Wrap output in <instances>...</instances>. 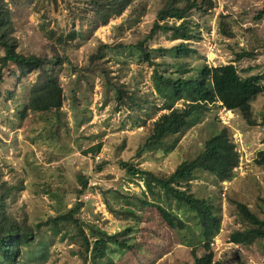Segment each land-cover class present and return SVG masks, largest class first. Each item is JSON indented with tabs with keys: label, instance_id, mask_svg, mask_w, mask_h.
Listing matches in <instances>:
<instances>
[{
	"label": "rangeland",
	"instance_id": "obj_1",
	"mask_svg": "<svg viewBox=\"0 0 264 264\" xmlns=\"http://www.w3.org/2000/svg\"><path fill=\"white\" fill-rule=\"evenodd\" d=\"M210 3L191 11L185 19L194 39L172 41L169 34L160 33L146 44L151 49H169L182 42L192 51L182 56L152 53L158 73L176 77L188 71L184 77L196 78L205 66L233 64L244 76L263 74L264 17L255 18L264 10V0ZM160 6V0H138L108 25L94 27L92 0H35L32 5H11L20 53L49 57L57 53L70 61L60 69L65 94L60 123L54 113H24L36 74L19 82L6 72L1 86L0 185L6 183L13 189V213L33 228L40 226L37 246L25 251L19 264H103L102 257L86 255L83 233L91 237L93 229H100L115 234L129 227L135 229L130 243L136 242L137 247L123 255L114 247L108 249L106 264L192 262L195 246L182 241L156 208L134 207L117 198L119 193L132 203L135 195L151 200L143 196L144 182L129 176L121 162L171 174L181 162L196 157L211 133L221 128L228 129L239 164L232 178L224 182L210 173H198L190 191L207 199L220 218V231L210 244L215 262L264 264V240L248 245L230 240L234 232L250 227L239 212V204L264 219V167L255 164L257 153L264 150V93L252 103L255 126L247 125L240 114L227 112L219 103L210 104L202 121L180 135L173 152L138 155L153 121L166 112L162 110L166 100L155 89V68L143 62L132 45L149 34ZM62 36L64 43L59 42ZM102 45L107 47L92 65L91 57ZM242 54L251 56L238 60ZM116 85L138 105L130 108L124 102L119 104ZM98 145L97 153L90 151ZM85 180L88 187L83 191ZM80 192L83 207L77 218L81 229L73 223L54 224L57 209L65 213L72 208ZM107 201L116 211L134 208L140 220L111 213ZM172 211L186 217L199 235V227L184 209L173 205ZM187 235L194 240L193 233ZM204 251L200 246L195 253L201 257ZM0 263L6 264L3 260Z\"/></svg>",
	"mask_w": 264,
	"mask_h": 264
},
{
	"label": "trees",
	"instance_id": "obj_2",
	"mask_svg": "<svg viewBox=\"0 0 264 264\" xmlns=\"http://www.w3.org/2000/svg\"><path fill=\"white\" fill-rule=\"evenodd\" d=\"M136 1L138 0H92L95 14L94 27L108 25L112 19L121 16ZM160 1L161 6L149 34L143 41L132 46L141 53L143 62L149 63L155 68L154 85L156 91L166 100L162 109L166 112L161 113L153 121L151 130L138 150V155L173 152L179 143L180 135L202 121L203 114L210 104L219 103L226 110L240 114L247 125L255 126L256 120L253 117L252 103L264 93V73L244 76L233 64L217 67L205 66L201 76L196 78L184 77L188 71H181L180 75L176 77L158 73L152 53L172 52L179 56L189 55L192 51L187 48V44L182 42L190 41L195 37L185 19L191 11L200 10L206 3L211 5V0ZM18 3L32 5L35 0H0V48L3 50V56L0 57V96L6 72L12 73L19 82L36 74V80L30 88L24 106V113H54L60 123V112L65 99L60 69L70 61L67 56H60L57 53L49 57L48 55H24L18 51L19 43L14 35L15 20L11 8V5L16 6ZM263 17L264 10L259 12L255 19L260 20ZM171 20L181 21V23L177 25L171 23ZM160 33L169 34L172 41L181 40L182 42L169 49H151L146 46ZM223 33L227 35L226 32ZM59 42L64 43L63 36L59 38ZM106 47L107 45H102L96 55L91 57L92 65L100 60L103 55L102 50ZM250 56L251 54H242L238 56V60ZM115 87L116 99L119 104L124 102L130 108L138 105L135 98L120 85ZM179 101H182L181 105H176ZM99 149L98 145L90 151L97 153ZM238 164L239 155L232 143L228 129H215L205 142L202 151L196 157L181 162L171 174L161 175L151 170L142 169L133 163L121 162V167L127 170L129 176L139 178L144 182L146 193L143 192V196H150L151 200L135 195L136 202L132 203L119 193L117 198L126 199V203L132 204L134 207L156 208L165 224L179 234L182 241L184 239V242L188 241L191 246L194 245L193 249L195 250L200 246L205 249V253L201 257L197 256L193 250L194 259L186 264H223L214 261V253L210 248L212 239L220 231V218L215 207L207 199L198 198L190 191V183L201 172L210 173L222 182L228 181L232 178L233 170ZM255 164L264 167V150L257 153ZM87 187L88 181L85 180L83 191L87 190ZM82 192L77 195L78 202H75L72 208L67 209L65 213H61L60 209H57L58 215L53 220L54 224L73 223L81 229L77 215L83 207ZM12 194L13 189L6 183L0 185V260L6 264H19L24 252L31 251L37 246L36 238L40 226L33 228L13 213L10 209ZM106 203L111 213L125 214L140 220L134 208H129V206L116 211L108 201ZM173 205H176L177 209H184L186 216L189 215L195 221L199 227V235L193 232L186 217L172 211ZM238 207L242 218L250 227L234 232L230 236L231 242L248 245L264 240V219L245 205L239 204ZM134 233L135 229L131 227L115 234H108L100 229H93L91 237L83 233L86 255L90 253L93 258L102 257L101 263L106 264L104 260L107 250H111L112 247L121 252V255L135 250L136 242L130 243ZM189 233H193V241L187 235ZM36 250L37 248L32 252Z\"/></svg>",
	"mask_w": 264,
	"mask_h": 264
},
{
	"label": "built area",
	"instance_id": "obj_3",
	"mask_svg": "<svg viewBox=\"0 0 264 264\" xmlns=\"http://www.w3.org/2000/svg\"><path fill=\"white\" fill-rule=\"evenodd\" d=\"M227 112H231V111H227Z\"/></svg>",
	"mask_w": 264,
	"mask_h": 264
},
{
	"label": "clouds",
	"instance_id": "obj_4",
	"mask_svg": "<svg viewBox=\"0 0 264 264\" xmlns=\"http://www.w3.org/2000/svg\"><path fill=\"white\" fill-rule=\"evenodd\" d=\"M229 111V110H228ZM232 112V111H231Z\"/></svg>",
	"mask_w": 264,
	"mask_h": 264
}]
</instances>
